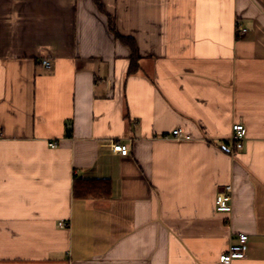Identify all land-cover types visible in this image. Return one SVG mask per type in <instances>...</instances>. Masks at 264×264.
Returning <instances> with one entry per match:
<instances>
[{
    "label": "crops",
    "instance_id": "crops-1",
    "mask_svg": "<svg viewBox=\"0 0 264 264\" xmlns=\"http://www.w3.org/2000/svg\"><path fill=\"white\" fill-rule=\"evenodd\" d=\"M240 235L264 264V0H0V264H221Z\"/></svg>",
    "mask_w": 264,
    "mask_h": 264
},
{
    "label": "built area",
    "instance_id": "built-area-1",
    "mask_svg": "<svg viewBox=\"0 0 264 264\" xmlns=\"http://www.w3.org/2000/svg\"><path fill=\"white\" fill-rule=\"evenodd\" d=\"M247 32L246 29L239 25H236V36L242 37ZM43 65L46 68H50V63L44 61ZM172 136L175 140H190L191 136L182 129H176L173 131ZM246 137V130L242 124H234L232 126L231 135L227 140V144L230 146L229 152L231 156H236L238 152L243 149V142ZM124 140H111L110 147L113 153L119 154L122 157H128L132 151V145L134 139H129L128 143H123ZM51 147H56L55 144H51ZM232 200H233V187L231 185L225 186L216 198V209L218 213H231L232 211ZM60 226L65 228L66 223H61ZM248 237L245 235L239 236V245L231 247L229 251L220 256L219 262L221 264H231L234 260H242L247 258L246 253V242Z\"/></svg>",
    "mask_w": 264,
    "mask_h": 264
},
{
    "label": "trees",
    "instance_id": "trees-1",
    "mask_svg": "<svg viewBox=\"0 0 264 264\" xmlns=\"http://www.w3.org/2000/svg\"><path fill=\"white\" fill-rule=\"evenodd\" d=\"M130 73H133L131 70ZM112 188L109 180H80L74 184V195L83 199H108Z\"/></svg>",
    "mask_w": 264,
    "mask_h": 264
}]
</instances>
